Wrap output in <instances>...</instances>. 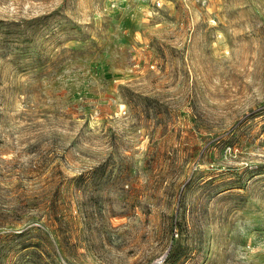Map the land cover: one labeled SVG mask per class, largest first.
<instances>
[{
  "label": "rangeland",
  "instance_id": "1",
  "mask_svg": "<svg viewBox=\"0 0 264 264\" xmlns=\"http://www.w3.org/2000/svg\"><path fill=\"white\" fill-rule=\"evenodd\" d=\"M0 264H264V0H0Z\"/></svg>",
  "mask_w": 264,
  "mask_h": 264
}]
</instances>
